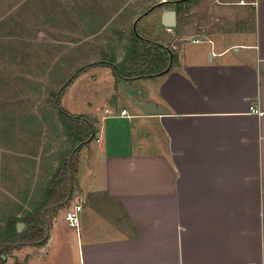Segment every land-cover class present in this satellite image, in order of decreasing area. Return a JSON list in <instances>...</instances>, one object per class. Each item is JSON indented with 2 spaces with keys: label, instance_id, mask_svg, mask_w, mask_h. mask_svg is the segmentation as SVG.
<instances>
[{
  "label": "crops",
  "instance_id": "0c3cea01",
  "mask_svg": "<svg viewBox=\"0 0 264 264\" xmlns=\"http://www.w3.org/2000/svg\"><path fill=\"white\" fill-rule=\"evenodd\" d=\"M14 1L0 0V47L11 27L25 35L37 3L52 28L42 57L65 72L92 63L91 36L106 32L130 0H21L12 8ZM165 1L141 17L158 7L160 23L164 10L176 11L175 26H164L168 40L157 43L166 56L150 54V71L115 75L94 91L95 108L86 85L75 89L73 99L84 90L88 105L71 112L91 117L96 131L76 154L70 200L45 245L0 264H264V0H208L211 20L205 10L177 12L187 0ZM179 17L187 25L180 28ZM44 26L32 30L38 43ZM77 204L71 227L65 211Z\"/></svg>",
  "mask_w": 264,
  "mask_h": 264
},
{
  "label": "rangeland",
  "instance_id": "374dc122",
  "mask_svg": "<svg viewBox=\"0 0 264 264\" xmlns=\"http://www.w3.org/2000/svg\"><path fill=\"white\" fill-rule=\"evenodd\" d=\"M63 1V0H62ZM61 1V2H62ZM161 0H130L127 2V4L121 8V10L118 13V16L114 17L111 20V25L107 28L106 32H101L95 35H92L90 38V42L88 44H92L90 49H87L88 51V57L85 58L87 61H95L98 62L100 60H108L109 62H113L118 59L123 58V61H120L118 66L119 72H125L129 73V69L132 68V71H135L137 68V72H147L151 70V67L148 66L149 59L151 57L150 54H154L152 48H149L150 46L146 45L142 46V40H140L137 36L143 39H147L150 41H153L155 43H163L167 41V35L164 31V26L162 23L158 21V7L150 11L148 14L144 15V17H141L142 14L146 12V10L151 7L155 6L158 2ZM187 0L184 6L181 3L180 9L184 10H190L194 13L195 10L199 11L205 10L207 16L210 17V20L212 19V13L213 10L211 9V6L209 5L208 0ZM31 3V2H29ZM172 4V2H171ZM167 5V4H166ZM22 6L19 5V7ZM26 6V5H25ZM89 7V6H88ZM38 4L33 3L28 7V14L32 16L35 12H37L36 18H31L30 24H26L27 31L25 32V35L23 38H21L24 41V44L20 46L24 52H28L27 54L31 55L29 58H25L29 55L25 53V57L23 58L22 55L20 57H16V59L11 60L10 63L15 65L20 63L19 60H21V63H25L22 65V67L19 68L18 66L15 67L13 70H11L13 73L18 72L22 79L20 81H17L16 83H20L19 85V92H21V96L16 101L15 106L18 105V108L16 110V113H21L18 111V109L22 110V107H24L25 112L29 113L30 111L33 112L34 115H37L41 119H43V115H47L48 120H44L43 123V130L44 134L47 133V139L35 141V143L39 144V147L36 149V147L33 145V138L30 137V139L24 143V146L27 150V152H30L29 155L27 154L26 150L22 155H25L24 157L32 158L34 163V171L30 172L33 176L24 175L21 172V169L19 170L16 165L12 164L11 167H8V171H11L13 175L15 176L14 181L9 180H1L0 178V203L3 204V202L8 203H17L21 204L22 208H28L26 202H24L22 197V192L28 189L26 186V182L28 177H30L29 181V191L32 192L34 190H37L36 188L40 187L39 184H41V187H44L45 182L50 178L52 175V172L54 169H56L57 160H58V152L67 150L70 148L69 145L66 144V138L62 135V127H61V121H59V116L53 106V100L48 95L49 90H56L57 86L62 85L64 81L69 77V75L77 69L74 68L75 66L70 65L68 66V70L61 71L60 72L54 71L55 76L57 78H51L50 75L53 72L52 68L56 65L50 64L48 68L46 69V72L44 74L40 73V66L37 65V62H43L47 63L46 61L48 58L46 56L42 57L43 52L46 50V48L50 47L51 43V32L52 28L51 26H47L43 24L44 22V16L45 12H43L42 8L39 10ZM55 8L54 5H51L49 9ZM179 9V12H180ZM45 10V9H44ZM48 11V9H46ZM148 11V10H147ZM18 12H24V9H19ZM218 16V15H217ZM214 17V16H213ZM29 18V17H28ZM222 19V18H221ZM95 21V19L93 20ZM187 17H179L178 23L180 28L184 25H187ZM122 24V31L114 33L113 30L117 27V24ZM92 28L94 24H89ZM44 26V37L41 38L43 41L42 43H38L40 39L37 38L33 39L35 37H31L32 30L33 32L39 31ZM24 27V25L22 26ZM82 34H77V37H79V40H82L80 38ZM73 36H76L74 34ZM70 34H63L61 39L62 40H68L70 38H73ZM54 37H57V34H55ZM106 39V40H105ZM60 40V39H58ZM107 41V44H106ZM147 43V42H146ZM83 45L82 48L88 47L89 45ZM145 44V43H144ZM47 45V46H45ZM104 45L107 49L98 47ZM52 48V47H51ZM149 48V49H147ZM53 49V48H52ZM3 53H0V68H2L5 65H11L9 64L8 57L6 55V50H2ZM22 51V52H23ZM37 51V52H36ZM40 51V52H39ZM126 51V53H125ZM53 55L49 58L52 61L55 60V54L56 51L53 49ZM114 53L117 54V56L114 55ZM37 55V56H36ZM39 56L40 61H36L37 57ZM153 56V55H152ZM42 58V59H41ZM152 58V57H151ZM89 59V60H88ZM86 61V60H85ZM19 62V63H18ZM137 66H136V65ZM80 67V66H79ZM60 68H63V65H60ZM61 72H63L61 74ZM8 74V73H7ZM6 74H3L5 76ZM15 75V74H14ZM18 75V74H16ZM11 74V78H12ZM85 79H82L81 81H78L77 85L76 82L72 85V87H67L65 91L62 93L60 98V104L64 108V110L68 111L71 114H74L71 112L74 108H80L84 109L88 104L84 102V97H81V95H84V90H80L79 94L74 97V93H76V90L78 91V87L86 85L87 88V94L85 93V96L90 94L91 99H89V102H92V105L94 108L99 104L101 101L100 98H98V95H95L99 89L106 88L108 85V81H113L115 83V73L111 66L106 65H97L96 68L90 69L87 71L85 75ZM14 78H17L15 76ZM63 80L60 82V80ZM15 80H13L14 82ZM34 82L36 85L39 84V90L41 92L42 88L44 89L45 94L40 95H34L31 93L32 90L30 89L28 83ZM61 83V84H60ZM107 84V85H106ZM50 89H47V88ZM101 87V88H100ZM76 89V90H75ZM95 91V93H94ZM31 93V94H30ZM39 93V92H38ZM95 95V96H94ZM11 96V95H10ZM89 97V98H90ZM86 104V106H85ZM24 111V110H22ZM24 112V113H25ZM23 114V113H21ZM79 115V114H75ZM86 115V114H84ZM96 115V114H95ZM46 115L44 116V118ZM54 126V129L51 130L48 133L49 127ZM1 145V144H0ZM33 150H37L36 154L33 155ZM83 149V154H85ZM78 151V150H77ZM87 154H89L87 152ZM27 155V156H26ZM86 156V155H85ZM85 156H83L84 159ZM75 158L74 157V164H75ZM47 159V160H46ZM21 164V161L19 162ZM25 166V164H23ZM47 167H50L49 170L45 169ZM85 168V166H84ZM51 173V175H50ZM11 199V200H10ZM26 197V201H27ZM16 201V202H15ZM9 205V204H8ZM26 206V207H25ZM3 207V206H2ZM22 211L17 214L18 217L22 215ZM18 223V222H17ZM13 251L12 253H14ZM12 253H8L4 257L6 259L7 257L11 256ZM18 263L21 262L23 264V261H19L17 259ZM14 260L13 262H17Z\"/></svg>",
  "mask_w": 264,
  "mask_h": 264
},
{
  "label": "trees",
  "instance_id": "16d2710c",
  "mask_svg": "<svg viewBox=\"0 0 264 264\" xmlns=\"http://www.w3.org/2000/svg\"><path fill=\"white\" fill-rule=\"evenodd\" d=\"M19 1L21 0L14 1L12 3V8L16 4L20 3ZM182 2L183 1H178L176 3L177 12H179ZM12 16L14 15H10L7 18H11V22H13V25H15V20ZM1 24L2 21L0 22V25ZM14 29L15 27H11V33H6L5 38L7 41L3 43L4 46L0 47V53H3L2 50H6L9 64H11L10 61L16 59V57H20V55H22L24 58L25 53H28L24 52L21 50L22 48H20V46L24 44V41L21 39L23 38L24 33L22 30L14 31ZM1 36L3 37V35ZM31 37H35V34H31ZM137 37L142 40V46L146 47V45H148L150 46L149 48L155 50L154 54L156 55V58L161 59V57L163 58L166 56L164 48L161 44L140 38L139 36ZM155 55L153 56L155 57ZM29 57H31V55L25 58ZM19 61V65L15 63V65L18 66V70L20 67H22V65L25 64L21 63V60ZM115 61L116 60L111 63L108 60H103L84 64L75 69L62 85H58L57 91H48V95L52 98L53 106L59 116L58 119L61 121L62 135L66 138V144L69 145L70 148L58 152L56 169H54L52 175L50 173L51 176L45 182L43 188H40L41 184H39L40 187L36 188L37 190L28 192V185L30 184V177H28L26 182L28 189L23 191L21 194L24 202H28L26 203L28 208H22L21 204L14 202L13 204L8 203L9 205L7 202H3V204L0 203V263L3 261L2 256H5L8 253L20 250L26 246L40 247L45 245L48 239V230L52 219L55 217L56 213L70 200V193L74 179L73 175L75 172L74 157L78 152L77 150H79L82 145L87 144L91 139H93L94 133L96 131L92 118L88 115H75L64 110L60 104L62 93L79 73L97 65L111 66L116 77L130 78L133 76L129 73L119 72L117 66L119 63L116 64ZM121 61H123V58ZM15 65H5L0 68V178L3 181H14L16 175H13L11 171H8V167H11L13 163L17 164L16 166L19 167V170L21 169V172L24 175L33 176L30 172L34 171L35 162L32 160V158H27L24 157L25 155H22V153H24L27 149L24 146V143L27 142L31 137L33 138L32 141L34 143L31 146L34 145L37 149L39 144L35 143V141L47 139V133L44 134L42 122H44V120H48V114H45V118V115H43V119H41L37 115H34L31 111L26 113L24 107H22V110L24 111L18 109V111L23 114L16 113L18 105L15 106V103L21 96V92H19L20 83L17 84L16 82L20 81L22 77L18 72L13 73L11 71L17 67ZM49 65L50 63L39 64L38 66L41 67L40 73L44 74ZM60 69L62 70L63 68H60L59 65L54 66L52 68L53 72L51 73L50 77L57 78L54 71L60 72ZM62 73L63 72H61V74ZM3 74L6 75L3 76ZM11 74L13 75L12 78L10 77ZM15 76H17V78H14ZM13 80L15 81L13 82ZM62 81L63 80L61 79L60 82ZM28 85L32 90V96L37 94H45V88H42L40 92L38 86L39 84L36 85L34 82L30 81ZM47 89L50 88L48 87ZM53 129L54 126L49 127L48 133ZM36 151L37 150H33V155L36 154ZM29 153L30 152H27L28 155ZM20 161L21 164L19 163ZM23 164H25V166ZM45 169L49 170L50 167ZM38 190H41L42 198L40 197L39 201L36 202V199H38ZM26 197L29 198L27 201ZM21 211L23 213L20 217H18L17 214H19ZM17 222L24 225V228L21 231H18L16 227Z\"/></svg>",
  "mask_w": 264,
  "mask_h": 264
},
{
  "label": "water",
  "instance_id": "95a60500",
  "mask_svg": "<svg viewBox=\"0 0 264 264\" xmlns=\"http://www.w3.org/2000/svg\"><path fill=\"white\" fill-rule=\"evenodd\" d=\"M166 2L165 0L160 2V3H164ZM175 22H176V11L174 9H168V10H164L162 16H161V23L163 26H166L168 28H172L175 26ZM16 227L18 229V231H21L24 227V225L22 223H17Z\"/></svg>",
  "mask_w": 264,
  "mask_h": 264
},
{
  "label": "built area",
  "instance_id": "2783aa9c",
  "mask_svg": "<svg viewBox=\"0 0 264 264\" xmlns=\"http://www.w3.org/2000/svg\"><path fill=\"white\" fill-rule=\"evenodd\" d=\"M82 206L80 204L74 205L72 208H69L65 211V220L71 227H77L78 225V214ZM252 264V263H248Z\"/></svg>",
  "mask_w": 264,
  "mask_h": 264
}]
</instances>
